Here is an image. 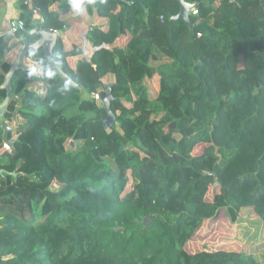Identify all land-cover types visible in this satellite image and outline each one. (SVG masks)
Masks as SVG:
<instances>
[{
  "label": "trees",
  "instance_id": "16d2710c",
  "mask_svg": "<svg viewBox=\"0 0 264 264\" xmlns=\"http://www.w3.org/2000/svg\"><path fill=\"white\" fill-rule=\"evenodd\" d=\"M186 1L198 10L190 22L173 19L179 0L88 5L108 19L87 32L90 55L63 36L54 49L75 85L43 48L28 53L43 74L15 72L25 103L8 104V132L0 120V264H264L189 247L222 214L237 223L250 209L264 227V0ZM19 2L24 28L0 35V104L18 49L39 38L35 14L62 32L71 10L70 0ZM108 79L111 132L95 97ZM231 173L238 192L226 195Z\"/></svg>",
  "mask_w": 264,
  "mask_h": 264
},
{
  "label": "rangeland",
  "instance_id": "374dc122",
  "mask_svg": "<svg viewBox=\"0 0 264 264\" xmlns=\"http://www.w3.org/2000/svg\"><path fill=\"white\" fill-rule=\"evenodd\" d=\"M90 52L87 53V57ZM109 79L105 80V84H109ZM107 82V83H106ZM17 100H13L17 105H23L21 96ZM25 103V102H24ZM5 116V114H4ZM2 117L1 120H5L4 123H8L6 117ZM23 122V117L20 112L15 114V117L11 120L13 127L18 128ZM201 151L202 146L197 148L196 151ZM264 149L255 150L256 156ZM195 151V152H196ZM254 150H252L253 152ZM236 174H230L228 180L223 186H219L218 191L226 195L233 192V195L237 194L236 184L238 176ZM210 189V195L212 194ZM210 229V228H209ZM208 229V230H209ZM200 237L195 239L189 244L192 251L203 249V247L217 248L222 247L228 250H243L254 252L258 259L264 260V227L261 219L250 209H245L241 212L239 220L237 223H233L225 214L219 218L218 223H216L215 230L210 229L207 231L204 228L200 232Z\"/></svg>",
  "mask_w": 264,
  "mask_h": 264
},
{
  "label": "water",
  "instance_id": "95a60500",
  "mask_svg": "<svg viewBox=\"0 0 264 264\" xmlns=\"http://www.w3.org/2000/svg\"><path fill=\"white\" fill-rule=\"evenodd\" d=\"M179 1L181 4L180 11L176 16L173 17V19H183L186 20L187 22H190V13L192 8L194 7V3L187 2L186 0H179ZM134 2H139L146 8L144 0H134ZM32 32L39 34L38 40L35 42H30L28 41V39H24L23 44L17 53L15 61L13 62L9 72L6 74L4 84L2 86L7 89V96L5 100L0 104V120L4 116L6 108L10 103V101L12 100V98H17V96L18 97L20 96L14 94L12 89V78L15 72L18 69L32 70L30 66H27L25 64V59L28 57V53L30 51L36 52L37 49L43 48L44 55L51 61L53 68L61 76L65 77L67 82L75 85V82L71 78H69L61 68L54 53L57 40L60 37L58 31L44 28L43 22L39 21L36 25V28H34ZM112 86H113L112 83L106 84L105 89L99 93V97L103 101L104 108L107 111V116L103 119V121L108 132H111V126L116 121V116L111 109V101L114 98L112 93ZM4 127L8 132L9 130L8 124L5 123ZM217 185L218 182L215 183V186Z\"/></svg>",
  "mask_w": 264,
  "mask_h": 264
},
{
  "label": "crops",
  "instance_id": "0c3cea01",
  "mask_svg": "<svg viewBox=\"0 0 264 264\" xmlns=\"http://www.w3.org/2000/svg\"><path fill=\"white\" fill-rule=\"evenodd\" d=\"M29 5H32V3ZM59 6L60 3L58 2L53 5V8L56 9ZM22 12H23V8H21V3L19 2V0H0V35L7 33L9 31L10 21L15 18H21ZM35 17L40 19L38 21H42V18L39 15V13H36ZM64 18L68 21V24L66 25L65 29L62 32L58 31L59 36H63L66 42H68V44L73 43L77 39L81 40L83 43L84 54L92 51V47L90 46L89 42H87V38H86L87 32L91 28H96V27L106 28L108 25L107 18L99 16L96 12H92V13L89 12L88 8H86V11L79 16L74 15L70 10L67 14L64 15ZM25 64L27 66H30L31 69L35 71L37 74L39 75L43 74V70L41 66L37 62L31 60L29 57L25 59ZM159 82H160L159 75H155L153 79V83L151 84L154 93L159 89ZM3 84L4 82H2V85ZM19 97L17 96V98H12L10 103L13 100L19 101L18 100ZM23 103L24 100L22 104ZM30 105H34V103L31 102Z\"/></svg>",
  "mask_w": 264,
  "mask_h": 264
},
{
  "label": "built area",
  "instance_id": "2783aa9c",
  "mask_svg": "<svg viewBox=\"0 0 264 264\" xmlns=\"http://www.w3.org/2000/svg\"><path fill=\"white\" fill-rule=\"evenodd\" d=\"M24 3L31 4V0H24ZM191 13L198 14V10L196 8H192ZM161 19L162 20L164 19L163 16H161ZM24 26H25V21L22 18H15L10 21L9 32L14 34L18 32L19 30L23 29ZM95 97L96 99H100L99 94H96ZM3 147L8 151L12 150V146L10 142H5Z\"/></svg>",
  "mask_w": 264,
  "mask_h": 264
},
{
  "label": "clouds",
  "instance_id": "9594fccd",
  "mask_svg": "<svg viewBox=\"0 0 264 264\" xmlns=\"http://www.w3.org/2000/svg\"><path fill=\"white\" fill-rule=\"evenodd\" d=\"M95 0H70V8L74 15H82L88 5L93 4Z\"/></svg>",
  "mask_w": 264,
  "mask_h": 264
}]
</instances>
